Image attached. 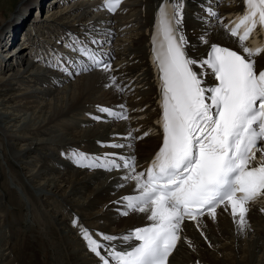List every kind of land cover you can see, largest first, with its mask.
<instances>
[{
    "label": "bare ground",
    "instance_id": "obj_1",
    "mask_svg": "<svg viewBox=\"0 0 264 264\" xmlns=\"http://www.w3.org/2000/svg\"><path fill=\"white\" fill-rule=\"evenodd\" d=\"M45 1L20 0L10 19L0 13V264H100V259L88 251L80 226L92 237L93 232L98 237V233L122 237L148 224L147 214L129 212L125 216L122 212L127 209L116 203L125 195L137 194L135 182L123 179L130 170L78 167L62 153L78 150L101 157L105 153L134 156L137 171L145 169L162 140L156 123L161 106L152 62V33L163 0H122L114 15L105 14L100 0H47L48 5ZM229 3L217 4L218 16H224V22L235 20L243 10L242 0ZM31 11L37 13L28 23ZM191 28L195 27L184 19L187 51L193 59H199L212 43L239 48L219 22H210L205 32ZM20 35L25 37V45L19 42ZM94 35L101 42L94 50L107 59L113 58L110 72L92 68L70 76L55 66L54 57L43 54L52 49L56 57L80 60L79 55L71 57L61 47L77 38L89 42ZM256 59L261 67L264 55ZM66 67L74 72L76 65ZM193 70L205 71L198 66ZM113 75L124 91L111 86ZM120 104L126 106L129 119H112L98 111V106L117 111ZM132 130H138L133 136L142 138L124 139ZM144 132L149 135L144 136ZM113 143L125 147L102 146ZM261 207L264 201L250 206L243 231L233 220L230 206L228 211L223 206L218 208L215 219L200 218L199 230L197 222H183L181 232L188 239V247L180 246L170 262L264 264ZM25 229L22 236L28 240L20 249L13 237H20ZM201 230L207 240L198 237ZM193 237L196 241H191ZM117 241V250L126 247L121 239ZM100 242L111 247L107 241ZM101 252L106 255L105 250Z\"/></svg>",
    "mask_w": 264,
    "mask_h": 264
},
{
    "label": "snow or ice",
    "instance_id": "obj_2",
    "mask_svg": "<svg viewBox=\"0 0 264 264\" xmlns=\"http://www.w3.org/2000/svg\"><path fill=\"white\" fill-rule=\"evenodd\" d=\"M120 3L103 0L102 7L115 12ZM242 4L236 19L227 22L211 7L206 9L240 50L212 43L206 58L198 62L187 51L184 0L160 3L154 17L152 62L160 89L161 116L156 123L162 130V143L147 168L137 171L134 156L105 153L101 157L78 150L62 153L78 167L130 170L123 179L135 182L137 194L125 195L116 203L127 209L122 212L125 216L129 212L147 214L148 224L122 237L98 233L109 243L121 239L129 245L124 250H117L115 244L108 247L80 226L89 250L102 264H169L182 239L185 220L197 222L199 230L200 218L215 219L218 208L228 211L230 206L233 220L243 231L250 206L264 201V69L257 68L256 59L264 55V0H242ZM200 40L208 44L204 36ZM91 43L101 42L93 38ZM66 47L82 58L56 57L55 66L70 76L95 67L113 70L100 51L78 38ZM66 64L76 65L74 72ZM194 66H206L208 71L198 73ZM205 75L213 76L215 84L207 85ZM110 79L112 87L124 91L115 75ZM117 107L121 111L100 106L98 111L112 119H129L126 106ZM133 131L138 130L129 131L124 139L142 138L133 136ZM102 146L125 147L118 143ZM260 211L264 213V207ZM73 224L77 225L75 219ZM200 234L205 235L202 230Z\"/></svg>",
    "mask_w": 264,
    "mask_h": 264
},
{
    "label": "rangeland",
    "instance_id": "obj_3",
    "mask_svg": "<svg viewBox=\"0 0 264 264\" xmlns=\"http://www.w3.org/2000/svg\"><path fill=\"white\" fill-rule=\"evenodd\" d=\"M19 1L20 0H0V13H2V15L3 16H5V17H7V18H9L10 19V17H12L13 15H15V9H16V7L19 5L18 3H19ZM47 1V0H46ZM45 1V2H46ZM86 1H89V0H85V2ZM47 3V2H46ZM49 3V2H48ZM48 3L46 4V5H48ZM46 5H45V7H46ZM15 8V9H14ZM32 12V14H30V15H28V23H30V22H32V20H33V18H34V16H35V11H31ZM126 13V10L124 11V12H122V14L121 15H124ZM29 14V13H28ZM45 14H46V10L44 9V11L42 12V16H41V18L43 19L44 18V16H45ZM12 15V16H11ZM9 19H7V20H9ZM26 27L28 26V25H25ZM8 33H9V31H8ZM8 33H7V35L6 36H8ZM20 38H21V35L19 36ZM12 44L13 43H11L10 44V48L12 49L13 47H14V45L12 46ZM6 171H8V169L6 168ZM24 241H26L25 239H23V238H21V239H17V242L19 243V244H21V243H23ZM20 246V245H19Z\"/></svg>",
    "mask_w": 264,
    "mask_h": 264
}]
</instances>
